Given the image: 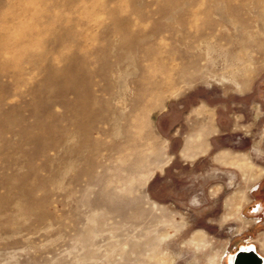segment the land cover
Listing matches in <instances>:
<instances>
[{"label": "rangeland", "instance_id": "374dc122", "mask_svg": "<svg viewBox=\"0 0 264 264\" xmlns=\"http://www.w3.org/2000/svg\"><path fill=\"white\" fill-rule=\"evenodd\" d=\"M244 245L264 257V0H0V264Z\"/></svg>", "mask_w": 264, "mask_h": 264}, {"label": "water", "instance_id": "95a60500", "mask_svg": "<svg viewBox=\"0 0 264 264\" xmlns=\"http://www.w3.org/2000/svg\"><path fill=\"white\" fill-rule=\"evenodd\" d=\"M249 249L241 248L233 255L231 264H263V257L260 256L253 245H249Z\"/></svg>", "mask_w": 264, "mask_h": 264}, {"label": "bare ground", "instance_id": "6f19581e", "mask_svg": "<svg viewBox=\"0 0 264 264\" xmlns=\"http://www.w3.org/2000/svg\"><path fill=\"white\" fill-rule=\"evenodd\" d=\"M139 165V164H138ZM253 187V186H252ZM253 218V217H252ZM248 219V218H247ZM254 220V219H253ZM253 222H255V221H253ZM263 237V236H262ZM254 246V245H253ZM255 247V246H254ZM242 248V247H241ZM243 248H245V249H247V248H250L249 246H245L244 245V247ZM256 249V248H255ZM242 250H244V249H242ZM263 259H264V257H263ZM229 263L231 264L232 263V261H233V254H230V256H229ZM263 264H264V261H263Z\"/></svg>", "mask_w": 264, "mask_h": 264}, {"label": "flooded vegetation", "instance_id": "af4514ba", "mask_svg": "<svg viewBox=\"0 0 264 264\" xmlns=\"http://www.w3.org/2000/svg\"><path fill=\"white\" fill-rule=\"evenodd\" d=\"M247 249H249V248H247Z\"/></svg>", "mask_w": 264, "mask_h": 264}]
</instances>
